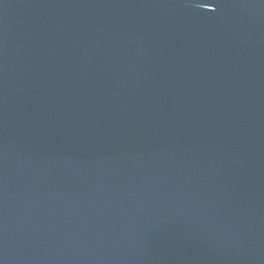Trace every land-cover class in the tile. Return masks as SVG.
I'll return each instance as SVG.
<instances>
[{
	"label": "water",
	"instance_id": "1",
	"mask_svg": "<svg viewBox=\"0 0 264 264\" xmlns=\"http://www.w3.org/2000/svg\"><path fill=\"white\" fill-rule=\"evenodd\" d=\"M0 264H264V0H0Z\"/></svg>",
	"mask_w": 264,
	"mask_h": 264
}]
</instances>
